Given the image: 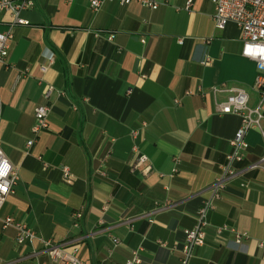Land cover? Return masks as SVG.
<instances>
[{
	"label": "crops",
	"instance_id": "1",
	"mask_svg": "<svg viewBox=\"0 0 264 264\" xmlns=\"http://www.w3.org/2000/svg\"><path fill=\"white\" fill-rule=\"evenodd\" d=\"M32 1L0 64V149L18 173L0 207V264H61L40 239L78 244L84 264H125L132 250L138 264H180L184 230L241 121L217 111L228 92L212 87L242 88L249 107L264 109L239 28L214 27L213 0H155V9L105 0L95 11L89 0ZM9 19L0 13V30ZM43 102L48 125L34 136L33 110ZM262 133L264 118L245 133L237 174L208 211L204 244L188 264H264V165L250 168L264 156ZM134 145L147 159L132 169ZM108 149L103 177L96 169ZM5 216L34 238L17 243ZM222 225L234 232L218 233Z\"/></svg>",
	"mask_w": 264,
	"mask_h": 264
},
{
	"label": "built area",
	"instance_id": "2",
	"mask_svg": "<svg viewBox=\"0 0 264 264\" xmlns=\"http://www.w3.org/2000/svg\"><path fill=\"white\" fill-rule=\"evenodd\" d=\"M105 0H89L90 8L95 11ZM121 4H129L136 1L141 5L148 6L155 9L158 3L155 0H115ZM214 12L212 14V21L216 29L223 28L227 23H234L240 30L242 47L241 54L256 62L257 74L254 79L253 89L259 94L260 100H264V0H213ZM189 3V2H188ZM33 5L32 0H0V13L8 14L10 19L6 22L9 26L5 30H0V64H5L8 54L10 42L12 40V28L14 24H27V20L20 16V12L27 10ZM181 42L182 40L179 39ZM52 57L49 58V62ZM210 58L205 56L202 63L208 64ZM44 69V68H43ZM52 87L47 85L43 90V98L48 99ZM227 91L228 94L225 100L217 102L216 108L219 113H233L240 117V126L229 140L231 151L226 156V161L220 166V172L215 180L208 187L209 196L202 201L195 215V224L193 227L184 230V239L178 246L181 253L180 264H188L190 258L193 256L195 247H200L204 244L205 226L207 225V213L214 208V200L220 197L221 191L224 189L226 180L234 177L237 170L233 168V163L242 160L247 150L248 144L244 139L245 133L250 128H259L260 122L264 118V109L261 105L251 108L247 105L248 96L245 90L238 87L226 88L223 83L218 86L212 87V92ZM178 102L177 100H175ZM1 111V106H0ZM50 106L48 103L43 102L34 107L33 115L34 122L31 126V132L36 136L40 130L48 125V114ZM137 130L130 132L131 137L135 138ZM263 138L264 134L262 133ZM34 139H28L26 146L30 147ZM134 156L131 164L132 169L140 167L146 162V156L141 154L137 147L133 146ZM108 149L101 157V163L96 169V173L100 176L107 177L106 171L102 165L108 160L110 155ZM6 165V168L3 166ZM264 165V156L257 162L250 165V168H256ZM0 170L4 171L0 175V207L5 202L6 197L13 191V186L18 179V173L0 149ZM64 176L69 175L67 167L61 168ZM107 204L102 207L103 210L107 208ZM77 218L81 216L80 212L74 213ZM130 221V220H127ZM2 226H13L16 232L17 243H23L25 240L34 238V232L24 222L15 221L10 216L1 218ZM229 230L234 232L233 229L226 225L217 227L216 231ZM244 234L235 233L238 240ZM45 251L48 256L61 264H84L77 257L78 244L71 242L52 243L50 240H42ZM114 244H120L119 240L113 239ZM160 246H166V242L158 240ZM176 244L173 246L175 247ZM138 250L131 251V257L128 258L125 264H138L140 263Z\"/></svg>",
	"mask_w": 264,
	"mask_h": 264
},
{
	"label": "clouds",
	"instance_id": "3",
	"mask_svg": "<svg viewBox=\"0 0 264 264\" xmlns=\"http://www.w3.org/2000/svg\"><path fill=\"white\" fill-rule=\"evenodd\" d=\"M3 167L6 168V165H4ZM3 174H4V171L0 170V175H3Z\"/></svg>",
	"mask_w": 264,
	"mask_h": 264
}]
</instances>
